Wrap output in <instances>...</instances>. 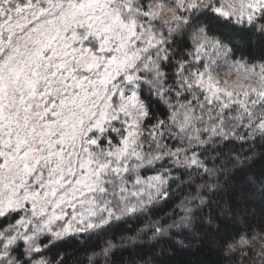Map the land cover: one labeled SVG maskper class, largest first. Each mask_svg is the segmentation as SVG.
<instances>
[{
	"label": "snow or ice",
	"instance_id": "6c2138e0",
	"mask_svg": "<svg viewBox=\"0 0 264 264\" xmlns=\"http://www.w3.org/2000/svg\"><path fill=\"white\" fill-rule=\"evenodd\" d=\"M264 0H0V264H264Z\"/></svg>",
	"mask_w": 264,
	"mask_h": 264
},
{
	"label": "trees",
	"instance_id": "16d2710c",
	"mask_svg": "<svg viewBox=\"0 0 264 264\" xmlns=\"http://www.w3.org/2000/svg\"><path fill=\"white\" fill-rule=\"evenodd\" d=\"M249 211H260L264 208V201L259 197L250 199L247 205ZM215 257L204 248L197 249L192 246L186 251H177L170 264H211Z\"/></svg>",
	"mask_w": 264,
	"mask_h": 264
}]
</instances>
